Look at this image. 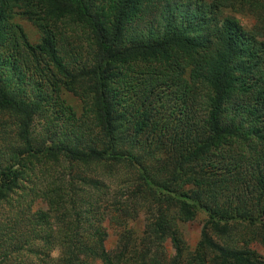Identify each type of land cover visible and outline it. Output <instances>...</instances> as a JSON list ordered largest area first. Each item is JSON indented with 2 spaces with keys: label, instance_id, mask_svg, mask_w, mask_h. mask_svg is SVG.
Listing matches in <instances>:
<instances>
[{
  "label": "trees",
  "instance_id": "obj_1",
  "mask_svg": "<svg viewBox=\"0 0 264 264\" xmlns=\"http://www.w3.org/2000/svg\"><path fill=\"white\" fill-rule=\"evenodd\" d=\"M0 136V264H264V0H0Z\"/></svg>",
  "mask_w": 264,
  "mask_h": 264
},
{
  "label": "rangeland",
  "instance_id": "obj_2",
  "mask_svg": "<svg viewBox=\"0 0 264 264\" xmlns=\"http://www.w3.org/2000/svg\"><path fill=\"white\" fill-rule=\"evenodd\" d=\"M239 19H241L243 22H245V24H247L248 22L251 23V21H249L247 18H242L241 16L238 17ZM248 23V24H249ZM22 25L25 28L29 38L31 40H36L37 39V30L30 25L29 23L22 21ZM63 96L66 99V102L70 103L72 105V111H76L75 112V116H79V114L81 113V105H80V101L78 99V96H74L69 92H66L65 94L63 93ZM34 125L31 127V131L36 134L38 132H42L43 130L46 132H50L52 133L53 131H55V134L57 137H61V138H66L69 139L68 137H70V139H77V141H79V143H83L84 145L87 144V142H85V140L87 139V136L90 133H87L88 130H86V134H81L77 129H71L72 127L70 125H65V121H64V126L63 127H59L56 126L57 128H55L53 125H50L48 128H46V126L41 125V123H39L37 120H34ZM47 129V130H46ZM62 131V132H61ZM61 132V133H60ZM60 133V134H59ZM58 134V135H57ZM68 136V137H67ZM12 140V139H11ZM4 137L0 136V144L2 145L4 143ZM7 156V154H3V157ZM118 181H116L115 183L111 184V189H114V185L117 183ZM116 189V188H115ZM109 199H107L106 201H109L110 203H112L115 198H113V196L111 194H108ZM106 203V202H105ZM38 206H45L44 202L42 199L37 198L35 202H33L31 209L35 210ZM108 206L105 205V208ZM106 212H107V208H106ZM112 212V211H111ZM111 212H109L110 214H108V216H106V219L104 221V224L107 226V233L108 236L106 238L105 241V245L109 248L112 247L115 243L116 240V236H117V231H119V229H121L120 227V223H117V221L115 219H113L111 216ZM206 214L201 212L199 213V215L189 221H179V227L182 231V236L186 242V244L193 248L199 238V234L201 233V229L204 223V219H205ZM146 216L144 212H141L140 216L137 217V219H133L130 220V225L133 226L138 232L140 233L145 229V225H146ZM250 246L252 248H254L260 255H264V245H262L259 242H252L250 244ZM164 248H165V252L167 253L168 256H171L174 254V247L172 245V242L169 239H166V241L164 242ZM57 248H55L52 251V255H56L57 254Z\"/></svg>",
  "mask_w": 264,
  "mask_h": 264
}]
</instances>
